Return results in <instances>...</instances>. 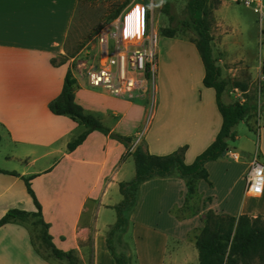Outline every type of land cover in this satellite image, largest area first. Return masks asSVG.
I'll list each match as a JSON object with an SVG mask.
<instances>
[{
    "label": "crops",
    "instance_id": "crops-1",
    "mask_svg": "<svg viewBox=\"0 0 264 264\" xmlns=\"http://www.w3.org/2000/svg\"><path fill=\"white\" fill-rule=\"evenodd\" d=\"M81 1L0 0V126L15 147L10 158L25 162L20 169L0 167L18 173L0 171V218L15 208L37 210L23 179L32 177L31 186L56 247L73 251L83 264H115L107 243V230L117 221L114 207L123 200L120 183L134 178L135 161L132 149L98 130L92 131L75 150H69V143L87 128L50 109V103L62 92L68 71L76 79L75 100L85 113L98 117L111 133L132 137L133 147L144 142L153 154L164 155L186 145L185 161L192 163L215 140L223 119L215 89L204 85L207 89H202L200 99L188 106L190 111L179 123L178 134L170 136L167 130L172 113L184 111V106L171 100L176 94L172 88L165 90L159 100L155 86V105L146 118L144 93L113 96L91 86L87 75L74 70L71 61L55 62L64 53ZM131 19L132 14L128 16V33L132 32ZM216 58L218 63L223 61L219 56ZM222 72L228 78L223 69ZM240 74L246 78L248 88L235 89L243 94L251 91L258 77L264 81V72L260 73V68L251 63H245ZM232 90L225 92L228 99ZM261 116L264 114L247 119L249 126L254 127ZM144 119H147L145 138L134 140ZM253 156L229 143L217 160L207 162L212 185L206 180L200 182L199 212L184 219L172 214V209L181 208L187 197L183 178L158 177L143 182L138 204L124 233L132 263L194 264L198 258L199 264L190 234L204 226V215L211 209L216 213L249 214L264 219V194L258 199L245 194L244 177ZM92 175L96 177L94 183ZM248 198L253 200L251 205L247 204ZM74 205L75 212L68 215ZM36 219L31 216L0 228V264H61L44 263L38 254L33 240ZM90 238L92 249L87 259L86 243Z\"/></svg>",
    "mask_w": 264,
    "mask_h": 264
},
{
    "label": "trees",
    "instance_id": "trees-1",
    "mask_svg": "<svg viewBox=\"0 0 264 264\" xmlns=\"http://www.w3.org/2000/svg\"><path fill=\"white\" fill-rule=\"evenodd\" d=\"M210 1L188 0V18L181 21L179 28L166 27L161 32L162 35L168 37H175L179 30H193L196 33L195 43L205 67L203 84L215 89L217 105L223 119L221 129L215 140L192 163L185 161L186 147L166 155L153 154L145 145L140 143L132 149V137L111 133L110 129L98 117L85 113L83 107L76 102V79L71 71H68L66 75L60 96L50 103V109L54 114L70 116L87 128L69 143V150H75L95 130L110 134L111 137L132 149L136 169L135 176L129 181L120 183L123 200L114 207L117 212V221L110 228L107 238L109 250L115 258L116 264H132L130 248L123 240V234L127 231L130 215L137 204L141 184L158 177L179 176L183 178L188 192L181 208H188L190 214L179 215L178 212L181 208L175 209L174 213L179 219L197 214L200 207L196 211L191 202L194 201L198 206L202 204L199 182L201 180L210 182L206 163L217 160L225 152L229 141L235 140L237 137L235 126L249 119L257 109L250 97H246L244 101L234 99L225 102L223 99V95L229 89L239 88L246 91L248 87L240 81L223 77L222 68L214 55ZM125 4L121 5L111 15V19L120 14ZM169 6L168 3L165 5L166 12L169 11ZM260 110L264 112V104L261 105ZM0 171L9 172L2 169ZM9 173L18 175L15 171ZM31 178L23 176L37 210L29 212L17 208L11 209L0 218V228L13 221H26L31 216L36 217L35 224L42 226L41 237L47 248L58 259L70 258L74 254L73 251L60 250L52 241L49 224L43 220L41 204L31 186ZM195 246L199 254V264H237V256L242 259L243 264H264V219L261 216L253 217L249 214L234 216L216 213L211 209L205 215L204 226L199 229V233L195 236ZM256 260L259 263H254Z\"/></svg>",
    "mask_w": 264,
    "mask_h": 264
},
{
    "label": "rangeland",
    "instance_id": "rangeland-1",
    "mask_svg": "<svg viewBox=\"0 0 264 264\" xmlns=\"http://www.w3.org/2000/svg\"><path fill=\"white\" fill-rule=\"evenodd\" d=\"M133 2H144L149 6L151 4L154 5V26L155 30L158 32L157 70L154 87L156 86L158 90L156 98L159 100L162 98V95H164L163 92H165V90L172 88L176 91V94L171 100H173L175 104L184 106V111L180 112L176 110L172 113V122L170 128L167 130L170 136L177 135L179 123L182 121L183 116L187 117L192 102L200 99L202 89H207L203 84L205 69L195 43L196 33L193 30H179L175 37H168L161 34L162 30L166 27L179 28L181 21L188 18V0H82L71 28L69 39L65 45L64 53L56 57L55 62L71 61L70 63L74 70L82 69L83 73L88 75L89 70L96 66L101 59L98 35L104 27L115 19H111V15L121 5L126 3L121 10L122 12ZM167 3L170 5L168 12L165 11V5ZM210 7L212 9L214 55L215 57L219 56L223 60L219 62V64L222 66L228 78L247 84L246 78H244L243 74H240L245 63H251L253 66L259 67L260 73L264 72V39L260 37L258 16L252 8L241 2H234L231 0H211ZM111 45L113 46V40L111 41ZM235 71H237L236 76H233ZM261 80V76L254 80L251 85V91L248 94L241 93L239 89H234L228 93L230 100L243 99L244 97L251 98V102L256 104L257 109L252 113L250 118H257L260 114H264V112L260 110L261 105L264 104V81ZM249 83L250 82H248V85ZM153 91V86L150 83L149 87L142 92L146 100V118L150 117L155 105ZM211 91L215 93L213 89H211ZM229 99L227 98V93H225V102H229ZM146 120L147 119H144L141 123L139 127L140 133L134 137V140L145 138L143 130L146 126ZM235 131L238 138L229 141V143L238 150L243 149L246 153L255 155L257 152L260 158L264 160V117L261 116L260 119H257L254 123V127H250L246 119L235 126ZM142 144H144V142ZM182 147H186V145ZM182 147H176L167 154L175 152ZM14 148V145L0 126V167L10 168L17 166L16 168L20 169L25 166V162H18V160L10 158V154ZM195 159L196 157L193 161ZM131 161H133V158H130V162ZM95 178L96 177L92 175L93 183ZM244 182V184H246V175L244 177ZM208 184L212 185L211 181L208 182ZM119 196L120 193L118 192V197ZM139 197L140 189L138 192L137 204ZM252 201L251 198H248L247 204L251 205ZM192 204L196 211L198 207H201V205L198 206L195 204L194 201L193 203L191 202V205ZM75 208V205L71 207L68 215H72L75 212ZM175 209H177V206L172 209V214L176 217L174 213ZM134 210L130 215L129 225ZM178 213L179 215H186L190 214V210L188 208H181ZM199 229L201 228L195 229L190 234V240L194 243L195 236L199 233ZM40 230V226L34 223L33 240L34 244L38 246V254L43 257L44 263L83 264L80 263L76 253L70 258H65V260L56 258L45 243H43ZM109 230H107V238ZM123 240L128 242L124 234ZM86 244L88 246L86 256L87 259H90L89 257L91 256L92 249L91 238L87 240ZM195 251L198 255L196 247ZM254 263L259 262L256 260ZM194 264H198V258ZM237 264H243L242 259L238 256Z\"/></svg>",
    "mask_w": 264,
    "mask_h": 264
},
{
    "label": "built area",
    "instance_id": "built-area-1",
    "mask_svg": "<svg viewBox=\"0 0 264 264\" xmlns=\"http://www.w3.org/2000/svg\"><path fill=\"white\" fill-rule=\"evenodd\" d=\"M231 1L241 2L253 9L258 16L260 37L264 39V0ZM130 14L132 32L128 33ZM154 25V5L133 2L104 27L98 35L100 62L87 75L90 85L102 88L116 97L141 93L150 83L154 90L158 40ZM245 194L254 199L264 194V160L257 152L246 174Z\"/></svg>",
    "mask_w": 264,
    "mask_h": 264
}]
</instances>
